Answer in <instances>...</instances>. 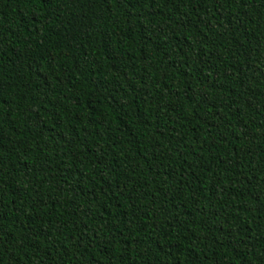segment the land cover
Instances as JSON below:
<instances>
[{
  "label": "trees",
  "instance_id": "1",
  "mask_svg": "<svg viewBox=\"0 0 264 264\" xmlns=\"http://www.w3.org/2000/svg\"><path fill=\"white\" fill-rule=\"evenodd\" d=\"M2 264H264V0H0Z\"/></svg>",
  "mask_w": 264,
  "mask_h": 264
},
{
  "label": "snow or ice",
  "instance_id": "2",
  "mask_svg": "<svg viewBox=\"0 0 264 264\" xmlns=\"http://www.w3.org/2000/svg\"><path fill=\"white\" fill-rule=\"evenodd\" d=\"M40 2L42 3V2H43V0H40ZM49 2H50V0H49ZM0 264H2V262H0Z\"/></svg>",
  "mask_w": 264,
  "mask_h": 264
}]
</instances>
